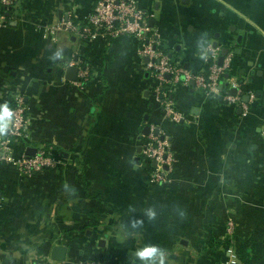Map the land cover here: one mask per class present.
Returning a JSON list of instances; mask_svg holds the SVG:
<instances>
[{
    "label": "crops",
    "instance_id": "obj_1",
    "mask_svg": "<svg viewBox=\"0 0 264 264\" xmlns=\"http://www.w3.org/2000/svg\"><path fill=\"white\" fill-rule=\"evenodd\" d=\"M97 1L0 3V104L21 95L28 117L24 136L0 132V264H152L136 254L148 246L166 264H230L235 242L264 264V0H137L176 65L194 75L214 49L224 56L220 93L159 81L133 36L90 39L61 24ZM69 66L90 67L83 86ZM232 88L239 102L225 98ZM156 129L174 154L164 183L143 153ZM6 139L15 155L42 149L55 163L23 174L1 158Z\"/></svg>",
    "mask_w": 264,
    "mask_h": 264
},
{
    "label": "built area",
    "instance_id": "obj_2",
    "mask_svg": "<svg viewBox=\"0 0 264 264\" xmlns=\"http://www.w3.org/2000/svg\"><path fill=\"white\" fill-rule=\"evenodd\" d=\"M17 0H0L6 6H13ZM151 12L140 6L137 0H98L93 11L81 22H74L69 19L62 20L61 24L72 34H81L86 38L111 39L121 35H130L138 40V51L142 57L148 59L147 66L153 76L159 81H164L167 74L173 82L178 83L182 79L188 83L194 81L197 88L206 92L220 93L225 80V74L229 70V62L219 63V54L216 49L211 54V64L198 74H191L183 67L173 63L169 55L159 47L157 38L152 32L149 18ZM90 67L80 66L76 84L83 86L89 77ZM236 85V83H234ZM225 98L232 103L239 102L238 95L231 94L228 90L224 92ZM161 100L168 115L173 120L181 118L180 113L175 109L169 100ZM13 109V118L9 122L8 133L20 138L25 135L28 125L27 106L23 96H17L10 106ZM154 131V130H153ZM3 154L1 156L7 162L18 166L19 170L28 176L43 171L52 166L55 162L45 150H39L36 154L29 156L25 154L15 155L11 152L10 140L2 141ZM143 153L157 162L154 178L158 182H167V172L174 163V154L170 144L159 133H150L147 141L143 144ZM165 166L169 169H165ZM234 222L231 220L227 226V233L233 234ZM229 263L239 262L238 253L233 245L227 247ZM83 264H106L102 259L88 260Z\"/></svg>",
    "mask_w": 264,
    "mask_h": 264
},
{
    "label": "clouds",
    "instance_id": "obj_3",
    "mask_svg": "<svg viewBox=\"0 0 264 264\" xmlns=\"http://www.w3.org/2000/svg\"><path fill=\"white\" fill-rule=\"evenodd\" d=\"M13 118V109L7 104H0V132H6ZM152 213H150L151 215ZM141 258H150L152 264H166V254L155 246L139 249L136 253Z\"/></svg>",
    "mask_w": 264,
    "mask_h": 264
},
{
    "label": "water",
    "instance_id": "obj_4",
    "mask_svg": "<svg viewBox=\"0 0 264 264\" xmlns=\"http://www.w3.org/2000/svg\"><path fill=\"white\" fill-rule=\"evenodd\" d=\"M184 1H187V0H184ZM153 23H154V20H151V24H150V25L153 26V25H154ZM217 45H218V43L215 42V43L213 44V47L216 48ZM225 53H227V49L224 50V54H225ZM223 60H224V56H221V58H220V63H223ZM67 71H68V73H69V72H72V74H70L69 77H70L71 79H75V78L77 77V73H78V71H79V67H78V66H69V67L67 68ZM166 76L169 78V77H170V74H167ZM227 76H229V73H227ZM236 93H237V88H232V89H231V94L236 95ZM249 98H250V95H247V96H245L244 100H245L246 102H248ZM146 130H147L146 133L150 132V127L147 126V127H146ZM158 132H159V130L156 129V130H155V133L157 134ZM55 250H56V252H57L56 259H58V260H63L64 257H65L66 248L61 247V246H57Z\"/></svg>",
    "mask_w": 264,
    "mask_h": 264
},
{
    "label": "trees",
    "instance_id": "obj_5",
    "mask_svg": "<svg viewBox=\"0 0 264 264\" xmlns=\"http://www.w3.org/2000/svg\"><path fill=\"white\" fill-rule=\"evenodd\" d=\"M234 245H235V249H236L238 256L241 259V261L248 264V257L249 256L247 255V250H246L245 246L242 244H238L236 242L234 243ZM105 260H107V258Z\"/></svg>",
    "mask_w": 264,
    "mask_h": 264
}]
</instances>
